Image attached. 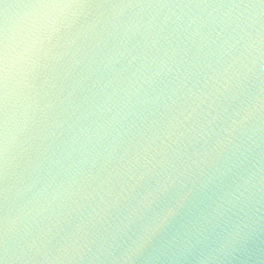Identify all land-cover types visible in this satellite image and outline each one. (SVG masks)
<instances>
[{
    "label": "water",
    "instance_id": "water-1",
    "mask_svg": "<svg viewBox=\"0 0 264 264\" xmlns=\"http://www.w3.org/2000/svg\"><path fill=\"white\" fill-rule=\"evenodd\" d=\"M0 264H264V0H0Z\"/></svg>",
    "mask_w": 264,
    "mask_h": 264
},
{
    "label": "snow or ice",
    "instance_id": "snow-or-ice-1",
    "mask_svg": "<svg viewBox=\"0 0 264 264\" xmlns=\"http://www.w3.org/2000/svg\"><path fill=\"white\" fill-rule=\"evenodd\" d=\"M6 34L4 29H0V77H2L3 68L2 65L4 64V57L7 49V43H6ZM3 94V80L0 79V103H3L2 99Z\"/></svg>",
    "mask_w": 264,
    "mask_h": 264
}]
</instances>
